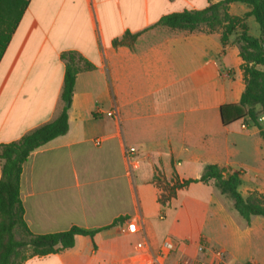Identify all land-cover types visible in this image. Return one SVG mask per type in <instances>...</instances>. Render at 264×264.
Listing matches in <instances>:
<instances>
[{
	"label": "crops",
	"instance_id": "crops-1",
	"mask_svg": "<svg viewBox=\"0 0 264 264\" xmlns=\"http://www.w3.org/2000/svg\"><path fill=\"white\" fill-rule=\"evenodd\" d=\"M219 1L0 0V30L8 31L0 50V145L60 115L63 52L77 51L94 66L77 76L68 132L32 152L23 165L21 200L35 235L74 226L98 231L24 264H156L151 252L168 236L176 238L177 248L164 264L214 261L211 252H199L200 244L224 250L226 264H264V217L247 222L213 198L206 227L190 237L165 228L167 212L159 202L160 183L199 178L210 164L242 170L240 192L244 184L249 192H264L260 130L249 132L242 121L224 125L221 118V108L239 104L245 89L238 34L224 45L219 32L204 27L158 25L165 15ZM246 7L233 3L229 12L242 17L250 11ZM236 8L241 13H233ZM127 34L138 36L114 44ZM126 147L138 150L133 175ZM1 170L0 161V179ZM125 218L136 221L138 233L121 231ZM212 225L215 230H208ZM139 242L148 247L139 250Z\"/></svg>",
	"mask_w": 264,
	"mask_h": 264
},
{
	"label": "trees",
	"instance_id": "trees-1",
	"mask_svg": "<svg viewBox=\"0 0 264 264\" xmlns=\"http://www.w3.org/2000/svg\"><path fill=\"white\" fill-rule=\"evenodd\" d=\"M242 3L250 8L245 17H254L260 28V35L254 38L244 24V18L231 15L230 5ZM158 25L170 29L194 31L200 27L209 32H219L225 45L233 34H238L236 43L242 59L245 89L239 104L221 108L224 125L236 121L257 127L264 140V124L259 119L264 116V0H221L201 10H184L163 16ZM240 29V34L237 33ZM136 35H125L116 40L115 45L133 43ZM5 47V46H4ZM65 63L64 84L61 94L63 107L60 115L30 131L19 140L0 145L2 174L0 179V264H24L30 257H42L57 253L75 245L77 235L94 236L98 230H86L77 226L48 234H33L24 219L25 209L21 200V179L23 165L32 152L48 142L65 135L69 130V110L71 108L75 83L79 72L92 70L94 66L79 52L71 50L61 54ZM243 171H231L210 164L196 179L160 183L162 189L159 202L165 205L176 197L177 191L193 183L214 185L221 194L233 200L234 210L247 222L253 216L264 217V192L253 191L243 196L239 188Z\"/></svg>",
	"mask_w": 264,
	"mask_h": 264
},
{
	"label": "rangeland",
	"instance_id": "rangeland-1",
	"mask_svg": "<svg viewBox=\"0 0 264 264\" xmlns=\"http://www.w3.org/2000/svg\"><path fill=\"white\" fill-rule=\"evenodd\" d=\"M237 6L247 8L246 5L240 3H237ZM233 13L238 14L241 12H239L236 8L233 10ZM245 15L241 18H244V24L249 29V35L254 38H258L260 35L259 24L254 17L249 18V16L245 17ZM237 33L240 34V29H238ZM7 39L8 31L6 32L0 30V50ZM260 123L264 124L262 121H260ZM245 125L248 124L245 123ZM248 130L249 132H255L257 128L250 126ZM245 159L250 163H253L251 157L245 156ZM248 174L250 177H253L254 173L249 171ZM258 188L260 190L263 189V185H260ZM248 190L249 188L247 184H244L241 187V192L245 196L250 193ZM213 198L223 201L230 208V210H232L233 200L228 196L221 194L215 186L207 187L199 183H195V185H190L187 188L178 190L176 197L172 198L165 205L161 204L167 212V221L164 224L165 228H169L170 226L177 233L179 232L181 234L189 235L190 237H196L197 234L200 233L204 227H206V214L209 207L208 203ZM207 227L208 230H215L213 225ZM218 235L219 234H216V236ZM252 254L254 255L255 252H247L245 255L243 254V257H250Z\"/></svg>",
	"mask_w": 264,
	"mask_h": 264
},
{
	"label": "built area",
	"instance_id": "built-area-1",
	"mask_svg": "<svg viewBox=\"0 0 264 264\" xmlns=\"http://www.w3.org/2000/svg\"><path fill=\"white\" fill-rule=\"evenodd\" d=\"M259 121L264 122V116H261ZM242 128L246 129L247 125L242 123ZM125 159L127 163L128 172L130 175H133L134 171L137 170L140 166V159L138 156V150L136 147H126L125 148ZM121 231L126 234H136L139 232V228L137 223L132 218H125L122 226ZM136 247L139 250H145L148 245L145 242L137 243ZM177 248L176 240L168 236L164 239L161 244L160 249L157 252H151L153 262L156 264H164L167 258L175 252ZM200 253H207L211 252L215 258L214 261H206L200 259H183L178 264H226L227 254L222 249H214L209 250V248L205 244H200L199 246Z\"/></svg>",
	"mask_w": 264,
	"mask_h": 264
}]
</instances>
